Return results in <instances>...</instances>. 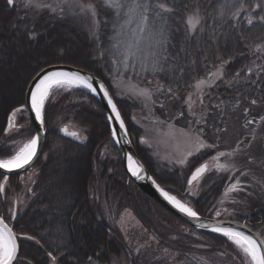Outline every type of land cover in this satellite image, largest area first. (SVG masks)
Masks as SVG:
<instances>
[{
    "label": "trees",
    "instance_id": "obj_1",
    "mask_svg": "<svg viewBox=\"0 0 264 264\" xmlns=\"http://www.w3.org/2000/svg\"><path fill=\"white\" fill-rule=\"evenodd\" d=\"M38 1L53 7L57 5V0ZM66 8H76L75 0H69V4L63 5L62 8L57 7L55 13L48 8L39 10L27 8L25 3L20 6L16 4L15 8H10L6 0H0V113L4 110L0 117V159L10 158L21 146L12 151L5 149L3 139L6 134L14 133V136L7 140L8 142L15 141L18 136L26 141L35 134L31 126L28 130L26 128L23 130L22 126L15 128L8 126L9 115L25 106L24 96L33 77L42 69L53 65H71L92 73L109 87L143 164L161 187L181 200H187V176L201 163L210 160L215 153L208 151L205 154L204 152L192 159L191 164L186 168L185 178H179L178 173L158 174L154 169V160L149 150L142 144L141 131L137 125H134L131 102L117 98L111 82L107 79L103 63L93 54L95 42L90 29L85 30L83 25L57 16L59 10ZM212 8L211 3L205 2H195L193 7L187 4L181 11L179 10L178 18L186 16L193 9H199L201 16L207 19L212 13ZM26 19L30 20L26 21ZM247 20L242 15H239V19H234L235 23L231 26L234 28L233 32L226 38L227 40L221 38L222 41L216 26H211L209 22L212 21L206 20L203 28L205 29V23L208 21L207 30L210 36L206 33L200 35L198 31L193 38L208 41L206 45H210L209 51L203 54L215 55V58L208 63L217 62L216 55L218 56L219 51L224 48L230 50L226 57L231 63H228L227 67L233 64V67L229 66L234 74L230 87L235 90L220 87L219 89L216 82H211L209 85H215L214 89H217L213 90V96L223 101L233 99L236 93L249 92L248 99L244 100H255L261 116L264 114V50L257 52L256 49L264 45V23L255 19L250 26ZM210 38L215 41L209 43ZM199 41L198 43H203ZM182 48L187 56L201 55L198 50L200 47L195 44H184V41L180 40L178 43L180 50L176 51L180 56ZM185 60L186 58L181 57L180 64ZM1 81H4L3 86ZM186 96L179 94L168 104L161 101V108L157 102L153 103L154 119L160 118L158 114L167 113V111H172L173 114L182 112L184 119L188 118L193 123L196 119L193 116L194 113L192 116L189 115L191 106L196 114L205 107L197 108L195 101H198L193 97L191 101L193 100L194 104L188 105L189 97ZM203 102L205 106L206 101ZM49 107L50 110L53 108V112L48 110ZM196 118L200 119V117ZM57 120L63 123V126L82 128L85 134L84 143L75 144L58 135L56 131L51 132V126ZM44 125L47 132L44 154L49 159H41L36 165L34 199L26 215L13 225L15 233L20 237L22 262L20 264H52L51 257L47 255L48 252L58 257L57 264H93L95 262L109 264L113 257L118 256L119 250L126 248L118 230L111 229V236L105 232V226L95 218V210L91 205L90 187L94 177V163L98 158L99 166H101L100 153L105 147H111L116 160L110 168L115 170L114 173L111 172L113 174H110L108 164H102L103 178L108 180L107 194L118 200V203L122 205L121 208H125L127 201L128 208L133 210L144 228L155 235L161 242L160 245L169 246V249L185 257L187 255H190V258L200 255L208 257L221 255L229 264H245L243 254L227 238L211 232H195L144 195L134 183H129L130 179L124 171L120 152L113 141L101 104L92 94L81 90H54L45 107ZM74 160L76 164H73ZM74 168H79L81 171L76 180L73 178L74 175L71 178L68 177V171ZM204 180L202 195L192 204L194 210L201 216L214 212L216 204L218 205L219 201L227 195L226 191L230 185L227 175L216 172H212ZM10 184L12 189L9 190L5 199H0V217L7 221L12 216L11 208L7 203L11 200L10 191H21L17 179H12ZM131 187L134 188L133 194ZM155 211L157 214H164L169 221L161 223L156 218ZM239 219L251 222L255 230L264 237V205L252 206L251 214L240 216ZM72 223L74 226L71 225ZM176 227H184L189 232L188 234L179 233ZM26 236H33L35 239L23 238ZM37 240L39 244L36 243ZM67 241L72 244L67 245Z\"/></svg>",
    "mask_w": 264,
    "mask_h": 264
},
{
    "label": "rangeland",
    "instance_id": "obj_2",
    "mask_svg": "<svg viewBox=\"0 0 264 264\" xmlns=\"http://www.w3.org/2000/svg\"><path fill=\"white\" fill-rule=\"evenodd\" d=\"M15 2L20 4L25 3V0H15ZM195 2L212 4V13L210 17L205 18V21H212L209 22L210 25L216 26L220 40L221 38L226 39L233 32L234 28L231 26L235 22L234 18H232V12L237 10L238 4H243V10L238 12V16L242 15L245 19L252 17L253 20H259L260 16H264V11L256 8L257 4L264 5V0H175L177 11L174 13L173 18L168 20V24L166 25V30L170 37V43L167 46L169 59L164 64V72L153 74L150 71L141 69L138 64L127 60L124 54L118 53V48H122L124 44L121 42L120 37L123 36L122 34L127 33L123 32L120 27L124 22L123 16L119 24H114L113 21L116 19L115 11L102 6L101 0H92V3L95 4L99 12L98 30L95 25L91 27L92 39L95 42L93 54L97 58L99 57L98 60L103 63L102 66L106 70L107 79L114 87L115 94L126 96L125 99L131 102L134 125H137L141 131L142 144L149 150L154 160V169L158 174L178 173L179 178H185L186 168L191 164L192 159L197 158L204 152L205 154L208 151L215 153L207 161L210 163V172L227 175L231 183L226 191L227 195L220 200L218 205L216 204L212 218L234 221L236 217L249 216L252 206H256L257 204L264 205V119H262V115L259 116L258 104H252L253 100H244L245 98L248 99L249 92L236 93L233 99L223 101L217 100L213 96V90L217 89H214L215 85H209L211 82H216L217 88L235 90L230 87L234 74L233 69L231 70L229 66L233 67V64L227 67L228 63H231V61H228L229 58L227 59L226 57L230 53V50L228 51L227 48L219 51L218 56L216 55L218 58L217 62L208 63L211 59L215 58V55L210 56L207 54L210 48L209 44L206 45L208 41L201 38L194 39L193 34L186 31L185 15L182 18H178L179 10L181 11L187 4L193 7ZM36 3L45 5L43 1L37 0ZM222 5L226 6V10L225 15L221 18L218 13ZM33 9L39 10L37 8ZM57 16L65 18L71 16V13L59 10ZM149 16V27L151 28L154 23L158 27L159 22H154L151 19V14ZM105 21H108V23L105 24ZM208 21L205 23V29L203 28V31H200V35L206 33L210 36L207 30ZM137 24L138 22H133L129 25V33L134 34ZM97 35L99 39H97ZM180 40L184 41V44L190 43L191 45L195 44L200 47L198 50L201 55L198 56L196 54V56H191L190 54L187 56L183 53V48L182 52L180 51L181 56L177 54L176 51L180 50L178 49ZM198 41L203 43L200 44ZM211 41L215 40L210 38L209 43ZM145 42H142V51L138 55L148 62L147 67L150 68V55L148 56V60L145 57L153 49L148 52V40L145 39ZM124 50L126 51V48ZM205 51L207 53L203 54ZM102 53L103 56L101 55ZM211 53L212 51L210 50ZM181 57L186 58V60L180 64ZM218 69L222 70L223 78L213 76V73H216ZM201 79L208 82L202 90L195 87ZM1 85H4V81H1ZM169 88L171 92L168 91ZM56 89H52V92ZM145 89L150 91L151 99H147L142 94ZM179 94L195 98L198 101H195L197 108L205 107L198 114L194 112L193 116H195L196 120L191 123L188 118L184 119V113L173 114L172 111L158 114L160 118L154 119L155 110L152 109L153 104L151 103L157 102L159 108H161V101H165L168 104L170 101L176 99ZM204 100L207 102H205V106H203ZM187 104L189 105V99ZM192 104H194L193 100ZM18 117L23 122L19 126H22L23 130L25 128L28 130L32 126L25 112L20 113ZM196 117H200V119ZM249 120L253 121V123L248 124ZM63 127V123L57 120L51 126L50 131L58 133ZM222 129H226V131H221ZM12 135L14 136V133ZM12 135L11 133L6 134L3 139L4 148L7 150L12 151L21 145L18 148L19 150L29 140L28 138L24 141L23 137L18 136L15 141L8 142L7 140ZM241 141H243V144H241ZM201 144L204 146L201 147ZM208 145H213V147H208ZM237 145H240L243 151L233 156H219L221 152L226 154L233 152ZM99 161L101 166H99L98 158L95 160L94 177L90 187L91 205L95 210L94 216L101 225L105 226L104 230L109 236H111V230L106 225L111 226L113 230L114 228L118 230L126 247L119 250L118 256L112 258L113 264H229L221 255L210 257L200 255L188 259L177 252L161 247V242L158 241L152 232L143 227L133 210L128 208L127 201L125 208H121L122 205L118 203V200L113 198L112 195L109 196L107 194L106 185L108 180L103 178L102 164L106 163L110 168L113 167L112 164L116 160L111 147H105L102 150ZM221 165L224 167H221ZM114 171L110 169V174H113ZM244 173L247 174L245 175ZM190 175L186 178L187 184ZM36 176L37 171L34 167L17 182L23 192L10 191V194L12 193L10 198H17L16 200H19L18 215L26 211L28 203L25 197L33 193ZM117 178L115 179L117 180ZM237 180L240 181L238 188L242 190L230 192L229 189ZM131 190L133 194L134 188L131 187ZM203 190V183L199 182L197 185L188 186L186 190V195H188L187 200L183 201L173 195L183 204L193 208L192 204L201 197ZM12 209L13 207L10 209V212H12ZM155 216L161 223L169 221L164 214H157V211H155ZM176 230L183 234H188L189 232L187 229L180 227H176ZM101 231L103 230L101 229ZM68 244L72 243L67 241Z\"/></svg>",
    "mask_w": 264,
    "mask_h": 264
},
{
    "label": "snow or ice",
    "instance_id": "obj_3",
    "mask_svg": "<svg viewBox=\"0 0 264 264\" xmlns=\"http://www.w3.org/2000/svg\"><path fill=\"white\" fill-rule=\"evenodd\" d=\"M6 3L13 8L16 7L15 0H6ZM102 6H106L109 9L115 11L116 19L113 21L114 24H119L122 16H126L127 19L124 21L123 25H120L121 28H124L134 20L138 19L137 28L134 32L133 42L126 45L127 55L135 57L140 60L143 65L144 58H141L138 53L142 51L141 43L147 39L148 47L153 49L150 53L151 66L150 68L147 65H144L145 71H150L153 74L158 72H164V64L168 61V44L170 43V37L168 31L166 30V25L168 20L173 18L174 13L177 11L175 7V0H101ZM69 0H57L56 7L51 5H42L36 3V0H25V7L27 8H37L43 9L48 8L52 12H56L57 7L63 5H68ZM75 7H77L83 15H91L93 17L94 24L98 30L99 21L96 19L98 12L92 0H75ZM256 8L264 11V5L257 4ZM226 6L222 5L219 8L218 15L222 18L225 15ZM243 10V4L237 5V10L232 12V18L239 19L238 12ZM151 14V19L154 22H159L158 27L154 23L151 28L149 27V19ZM259 20L261 23H264V16H260ZM184 22L186 25V31L195 35L198 31H203V24L205 18L200 15L199 9H193L191 13L186 14L184 17ZM105 24L108 21L104 22ZM248 25L253 24V18L249 17L247 20ZM145 32H148L149 35L145 36ZM97 39L99 36L97 35ZM264 50V45L257 47L256 51L259 52ZM103 56V53L101 54ZM238 75V74H237ZM213 76H220L223 78L222 70L218 69L216 73H213ZM208 82L204 79H201L197 82L195 87L202 90L203 87ZM69 85H73L78 89L87 90L90 93H96L97 89L94 87V78L92 76H86L78 72H63V71H51L46 72L42 76L38 77L37 82L34 84V91L30 93V104L31 110L35 113V119L39 121L40 125L43 126L45 123V104L49 99V96L52 92V89L55 87L57 89L66 88ZM100 90L103 92L104 96L108 97V103L112 107V111L115 113L116 120L119 121L120 128H124V121L121 119V114L117 110V105L113 103L111 96H109L108 89L105 88L104 84H99ZM171 92V89H168ZM147 99H151V93L149 90L145 89L142 93ZM189 103H191V97H189ZM255 100L252 101V104H256ZM17 112L23 111V109H17ZM12 116H16V112L12 113ZM111 119V117H110ZM264 119V117H262ZM253 123L249 120L248 124ZM247 127V125H245ZM65 135L70 136L74 139H80V136L77 132L73 131L68 132L67 128L62 129ZM221 131H226L222 129ZM116 135V130L113 129V136ZM255 139V137H253ZM40 143V136L34 135L31 139L28 140L14 155L8 159H0V169L5 170L6 172H12L17 169L24 168L26 165H30L33 159L37 155L38 147ZM243 144V141H241ZM204 145L201 144V147ZM208 147H213V145H208ZM243 151L240 145H237L236 148L231 153H219L220 157L225 155L233 156L238 152ZM128 168L131 171L133 176L137 178L140 177V173L143 172V167L137 161L133 159L132 156H128ZM207 165L196 170V174L200 175L204 173L207 169ZM221 167H224L221 165ZM245 175L247 173H244ZM6 179V178H5ZM195 179V176L193 177ZM156 183L154 180L152 181ZM240 181L236 183L229 189L230 192L237 190H242L238 188ZM158 190L168 200L174 207H176L181 213L185 214L189 218L199 219L198 213L193 210L192 207H189L186 204L180 202L176 199L175 196L169 195L167 191L160 188L157 185ZM0 191H3V187H0ZM219 214V213H217ZM201 227H207V225H200ZM212 232L220 233L224 237L228 238L243 254L245 264H264V241L258 242L250 234H246L243 231H237L232 228H224L219 225H216L211 228ZM28 240L35 239L33 236L23 237ZM18 239L20 237L5 223L3 217H0V264H14V261L17 258L18 254ZM39 244V240L36 241ZM47 255L51 257L52 264H57L58 257L53 255L51 252H48Z\"/></svg>",
    "mask_w": 264,
    "mask_h": 264
},
{
    "label": "water",
    "instance_id": "obj_4",
    "mask_svg": "<svg viewBox=\"0 0 264 264\" xmlns=\"http://www.w3.org/2000/svg\"><path fill=\"white\" fill-rule=\"evenodd\" d=\"M10 7H12V6H10ZM51 71L78 72V73H81V74L86 75V76H92L94 78V87H96L97 92L99 89V84L102 83L101 81L96 79L93 75H90L81 69L70 68V67H66V66L50 67V68L44 70L38 77L42 76L46 72H51ZM38 77L30 85L27 96H26V110L28 111V116H29L31 125L35 131V134L40 136V143H39L37 155L33 159L32 163L30 165H26L24 168L17 169V170H14L12 172H6L5 170L0 169V174L3 176H6L7 178L8 177L21 176V175L29 172L30 170H32L34 168V166L38 163V160H40V157H41L42 152L44 150L46 131H45L44 125L41 126L39 121H37L35 119V113L31 110V104H30V93L33 91L34 84L37 82ZM105 88H107V87L105 86ZM108 93H109V91H108ZM91 94L100 102L102 108L105 111L106 119L108 120L110 130L112 133V138L114 139L115 144H116V146L120 152V155L122 157L125 172L133 180V182L136 184V186H138V188L148 198H150L155 203H157L162 209H164L171 216L176 217L178 220L182 221L183 223L191 226L192 228H194L198 231L215 233V232L211 231V228L216 226V225H219V226L224 227V228H232L234 230L243 231L246 234H250L254 238H256L258 240V242L264 241V238L252 228V226H251L252 224H250L248 221L240 223V222L229 221V220H212V219H207V218H204L201 216H199L200 218L197 220V219L189 218L185 214L181 213L176 207H174L169 201H167L163 197L161 192L158 190L157 185H159V184L153 179V177L151 176V174L149 173V171L146 169L143 162L139 158V156H138V154H137V152H136V150L132 144V141L130 139V136L128 134L127 129H126L125 134H123L119 131L118 126L112 117V113H111V109H110L111 107H110L108 101L103 99L100 95H97L95 93H91ZM109 96H111L110 93H109ZM111 98H112V96H111ZM112 100H113V98H112ZM113 103H114V100H113ZM110 117H111V119H110ZM113 129L116 130L115 136H113ZM61 135L71 139L72 141H74L76 143L82 144V141L80 139L71 138L70 136L65 135V133L63 131H62ZM128 156H132L135 161H137L140 165H142L143 172L140 173L139 178H137L136 176H133L131 171L129 170L128 159H127ZM204 165H207V164H204ZM202 166H200V167H202ZM196 170L193 172L192 176L190 177L189 186H193L195 182L201 180L202 177L205 175V173H207L208 167H207L206 171L200 175L196 174ZM194 176H195V179H193ZM153 180L156 182L155 184L152 182ZM159 187L162 188L160 185H159ZM164 191H166V190L164 189ZM201 224L207 225V227H201L200 226ZM19 254H20V246H19V239H18V254H17L16 260L14 261V264L17 263V261L19 259Z\"/></svg>",
    "mask_w": 264,
    "mask_h": 264
},
{
    "label": "bare ground",
    "instance_id": "obj_5",
    "mask_svg": "<svg viewBox=\"0 0 264 264\" xmlns=\"http://www.w3.org/2000/svg\"><path fill=\"white\" fill-rule=\"evenodd\" d=\"M16 3V2H15ZM17 4V3H16ZM24 3H20V4H17V5H23ZM9 7H10V5H8ZM11 8V7H10ZM97 9V8H96ZM63 11H66V12H70L71 13V16H68V17H65V18H63V20H66V21H68V20H73V21H75L76 23H79V24H81V25H83V27H85V30H88V29H90V33L92 34V29H91V27L92 26H94L95 24H94V21H93V17L89 14V15H87V16H85V15H83L82 13H80V11H79V9L76 7V8H74V9H68V8H66V9H62ZM97 12H98V10H97ZM200 12V11H199ZM200 15H201V13H200ZM123 18H124V21L127 19V17L126 16H123ZM98 21H99V12H98V16H97V18H96ZM30 19H26V21H29ZM133 22H138V19L137 20H134ZM123 24H124V22H123ZM128 27H129V25L128 26H126V27H124V28H122V30H123V32H127L126 34H122L123 36H121L120 37V39H121V42H123L124 44H123V47L122 48H118V53H121V54H124V56L127 58V60H129V61H132V62H134V63H136V64H138L139 66H140V68L141 69H144V65H147V61H143V65H142V63L140 62V60H138V59H136L135 57H132V56H129V55H127V51H125L124 49L126 48V45H128V44H131L132 42H133V39H135V37H134V34H132V33H129V31H128ZM125 36V37H124ZM145 36H148V32H145ZM143 42H145V40L143 41ZM146 43V42H145ZM142 44V43H141ZM75 47V46H74ZM73 47V48H74ZM91 49V48H90ZM89 49V50H90ZM73 50V49H72ZM149 51H151V49L149 48L148 49V52ZM96 52V51H95ZM150 55V53H147L146 54V57H145V59H147L148 60V56ZM54 66H66V67H70V68H75V67H73V66H71V65H53V66H50V67H54ZM50 67H47V68H45V69H42L41 71H39V73L35 76V77H33V79L31 80V82H30V85L33 83V81H35V79L44 71V70H46V69H48V68H50ZM84 71V70H83ZM106 71V70H105ZM84 72H86V73H88V74H90V75H93L92 73H90V72H87V71H84ZM94 76V75H93ZM96 79H98L99 81H101V79H99L98 77H96V76H94ZM105 86H106V84L103 82V81H101ZM30 85H29V87H30ZM112 85V84H111ZM29 87H28V89H27V91H26V94H25V96H24V101H25V106L24 107H22V108H20V109H23V111H19V113H17V111H16V116L15 117H13L12 116V113L9 115V118H8V126H9V124H10V127H19L21 124V121H20V119H19V117H18V115L20 114V113H23V112H27V115H28V111L26 110V96H27V93H28V90H29ZM107 87V89H108V91H109V93L111 94V91H110V89H109V87L108 86H106ZM113 87V86H112ZM140 87V86H139ZM67 88V89H66ZM65 89L66 90H68V91H72V90H81V91H85V92H88L87 90H84V89H78V88H76L75 86H73V85H69V86H67ZM114 88V87H113ZM53 89H55V87L53 88ZM63 89V88H62ZM140 89H141V87H140ZM33 91H34V89H33ZM95 94H97V95H100L103 99H105V100H107L108 101V97H106V96H104V94H103V92L100 90V88L98 89V92H96ZM111 96H112V98H113V100H114V103L117 105V110L120 112V110H119V108H118V104H117V102L115 101V98L113 97V95L111 94ZM117 98H119L120 100H124L125 98H126V96H118L117 95ZM48 101V100H47ZM47 101H46V104H47ZM46 104H45V107H46ZM151 104H153V103H151ZM150 104V105H151ZM190 104V106L192 105V101H191V103H189ZM110 105V104H109ZM102 107V106H101ZM110 107H111V105H110ZM103 109V108H102ZM111 109V113H112V117H113V119L115 120V122H116V124H117V126H118V129H119V131L121 132V133H123V134H125L126 133V125H124V128L122 129V128H120V126H119V121L118 120H116V118H115V113L112 111V107L110 108ZM48 110L49 111H51V112H53L52 110H53V108H51V110H50V107L48 108ZM194 111H195V109L193 108V106H191V108L189 109V115H193V113H194ZM3 112H4V110H1V113H0V117H1V115H3ZM51 112H50V115H51ZM193 112V113H192ZM103 113H104V115H105V111H104V109H103ZM120 114H121V112H120ZM47 115H48V111H47ZM49 116V115H48ZM260 116V115H259ZM262 116L264 117V114H262ZM105 117H106V115H105ZM121 119H123V117H122V115H121ZM107 120V119H106ZM124 121V120H123ZM107 123H108V120H107ZM125 123V122H124ZM108 126H109V123H108ZM32 127V126H31ZM33 128V127H32ZM64 128H67V130H68V132L69 133H71V132H73V131H75V132H77L78 134H79V136H80V140L82 141V143H84V138H85V134L83 133V129L82 128H76V127H72V126H67V125H65L62 129H64ZM109 128H110V126H109ZM34 130V129H33ZM46 131V130H45ZM128 131V130H127ZM61 133H62V130L60 131V132H58V134L61 136V137H63L64 139H66V140H68V141H71V142H73V143H75V144H79L80 145V143H76V142H74V141H72L71 139H69V138H67V137H64V136H62L61 135ZM46 137H47V132H46V135H45V142H46ZM44 149H45V143H44ZM44 150H43V152H42V155H41V157H40V160H38V163L41 161V159H44V160H48L49 158H48V156L47 155H45L44 154ZM101 154V153H100ZM100 159V158H99ZM73 162V164H76V160H74V161H72ZM71 162V163H72ZM123 162V161H122ZM204 164H207L208 165V171H207V173H205V175L202 177V179L201 180H199V181H197V182H195L194 183V185H197L199 182H204L205 180V178L209 175V174H211L212 172H210V165H209V163L207 162V161H205V162H203V163H201L198 167H200V166H202V165H204ZM145 166V165H144ZM35 167V166H34ZM146 167V166H145ZM198 167H196V169L198 168ZM107 168H110L109 166L107 167ZM123 168H124V166H123ZM146 169H147V167H146ZM196 169H194V170H192L191 171V175H190V177L192 176V174H193V172L196 170ZM148 170V169H147ZM125 171V170H124ZM126 173V172H125ZM150 173V172H149ZM68 174H69V176L68 177H72L73 175V178L76 180V178H77V175L78 176H80V174H81V171H80V169L78 168V169H76V168H74V169H71V170H69L68 171ZM127 174V173H126ZM151 174V173H150ZM219 174V173H218ZM223 175V174H222ZM1 176H2V178H1ZM152 176V175H151ZM18 177V176H17ZM129 177V176H128ZM153 177V176H152ZM190 177H189V180H190ZM6 178V179H5ZM15 177H6V176H3V175H1L0 174V187H3V191H0V199H5V197L8 195V190H10V188H9V183L10 182H8V180L10 179V180H12V179H14ZM129 179L131 180H129V183L130 182H132V183H134L133 182V180L129 177ZM153 179L156 181V179L153 177ZM189 180H188V184H189ZM7 182H8V184H7ZM157 182V181H156ZM128 183V184H129ZM158 183V182H157ZM229 183H231V182H229ZM135 184V183H134ZM159 184V183H158ZM5 185L7 186V187H5ZM136 185V184H135ZM160 185V184H159ZM161 186V185H160ZM20 192H23L22 190L20 191ZM168 193H169V195H171V196H174L173 194H171L169 191H167ZM164 197V196H163ZM27 198V199H26ZM17 198H11V200H10V202H7L8 204H9V206H10V208H12L13 207V209H12V216H11V219L9 220V221H7V220H5L4 218V221H5V223H7L13 230H14V228H13V225L15 224V222L18 220V219H21L22 218V216H25L26 215V213L28 212V210H29V207L31 206V204H32V201H33V199H34V194L33 193H31V194H28L27 195V197H25V199L27 200V203H28V206H27V208H26V211L23 213V214H19L18 215V213H19V210H18V207H19V200H16ZM177 199V198H176ZM179 200V199H178ZM168 201V200H167ZM181 202V201H180ZM220 202V201H219ZM182 203V202H181ZM157 204V203H156ZM214 213H213V211L211 212V213H209L207 216H201V215H199V216H201V217H204V218H207V219H212V220H216V219H213L212 218V215H213ZM137 217V216H136ZM244 217V216H243ZM24 218V217H23ZM175 219H177L176 217H174ZM139 220V219H138ZM178 220V219H177ZM178 221H180V220H178ZM234 221H236V222H240V223H243V222H246L245 220H242V219H239V217H236V220H234ZM180 222H182V221H180ZM183 223V222H182ZM142 224V223H141ZM183 224H185V223H183ZM71 225H73L74 226V224L72 223ZM186 226H188V227H190V228H192L191 226H189V225H187V224H185ZM107 226V228H109L110 230L112 229V227L111 226H109V225H106ZM252 226V228L255 230V227H254V225H251ZM144 227V226H143ZM184 228V227H183ZM115 229V228H114ZM195 232L197 231V232H199L198 230H196V229H194V228H192ZM113 230V229H112ZM256 231V230H255ZM257 232V231H256ZM258 233V232H257ZM217 234V233H216ZM259 234V233H258ZM219 235H222V234H219ZM261 235V234H260ZM223 236V235H222ZM262 236V235H261ZM263 237V236H262ZM226 238V237H225ZM264 238V237H263ZM228 239V238H227ZM20 240V239H19ZM229 240V239H228ZM230 241V240H229ZM231 242V241H230ZM19 246H20V244H19ZM161 247H163L164 249H169V246L167 247V246H165V245H161ZM170 251H173V250H171V249H169ZM174 252V251H173ZM21 254V253H20ZM20 254H19V259H20ZM187 258L189 259L190 258V255H187ZM18 259V260H19ZM109 264H113V262L111 261V263H109Z\"/></svg>",
    "mask_w": 264,
    "mask_h": 264
},
{
    "label": "flooded vegetation",
    "instance_id": "obj_6",
    "mask_svg": "<svg viewBox=\"0 0 264 264\" xmlns=\"http://www.w3.org/2000/svg\"><path fill=\"white\" fill-rule=\"evenodd\" d=\"M9 128H10V124H9ZM37 164H38V163H37ZM35 167H36V166H35ZM27 173H28V172H27ZM27 173H26V174H27ZM26 174H25V175H26ZM23 176H24V175H23ZM23 176H18V177H15L14 179H17V182H18V181H20L21 177H23ZM10 181H11V180L9 179L8 182H10ZM8 182H7V184H8ZM10 185H11V184L9 183V188L11 187ZM5 187H7V186L5 185ZM20 262H21V258L17 261L16 264H20ZM21 263H22V262H21Z\"/></svg>",
    "mask_w": 264,
    "mask_h": 264
}]
</instances>
